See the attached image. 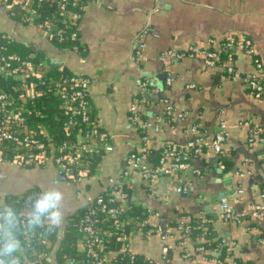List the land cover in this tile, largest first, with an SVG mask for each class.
Returning a JSON list of instances; mask_svg holds the SVG:
<instances>
[{"label": "crops", "instance_id": "obj_1", "mask_svg": "<svg viewBox=\"0 0 264 264\" xmlns=\"http://www.w3.org/2000/svg\"><path fill=\"white\" fill-rule=\"evenodd\" d=\"M0 32L41 53L49 72L65 69L89 77L91 112L110 134L113 146L102 154L94 173L83 174L75 182L52 163L22 166L0 161V193L21 196L55 180L67 192L69 216L92 204L103 191H115L121 182L129 190L130 203L143 212L156 213L153 222L171 227L166 240L141 229L130 231L131 253L158 264H219L213 260L217 258L214 249L227 240L235 243L234 251L243 260L264 264V243L260 242L264 218L248 215L237 222L220 217L224 200L239 213L248 212L256 203L264 205V141H250V127L244 124L264 130V99L255 98L246 84L255 71L253 56L245 47L236 49L234 78L221 66L207 65L199 55H186L168 65L161 59L167 51H187L191 45H207L209 39H215L218 46L231 36H246L262 61L264 74V0L89 1L78 22L76 46L58 45L35 25L16 20L8 5L0 3ZM137 39L144 43L139 60L134 57ZM134 97L145 101L138 108L151 139L150 166L158 163L165 144L186 145L194 138L210 143L222 122L223 153L208 150L192 158L200 175L161 173L154 179L131 175L123 180L127 159L140 142L141 132L131 119ZM27 99L24 96L23 102ZM169 105L173 111L168 117ZM41 131L51 136L44 126ZM184 181H191L193 192L177 190ZM182 221H200L204 227L185 236L177 227ZM63 233L64 229L50 251L42 250L47 252L49 264H58L55 252ZM79 243L84 246L82 239ZM210 243L216 247L206 251L205 245ZM200 246L204 249L193 250ZM118 252L109 255L107 264ZM34 253L27 249L28 264L37 263L38 251Z\"/></svg>", "mask_w": 264, "mask_h": 264}, {"label": "built area", "instance_id": "obj_2", "mask_svg": "<svg viewBox=\"0 0 264 264\" xmlns=\"http://www.w3.org/2000/svg\"><path fill=\"white\" fill-rule=\"evenodd\" d=\"M33 0H16L21 5L24 14L21 21L35 25L43 35L55 36L59 41L67 39L70 42L78 39L77 30L78 22L82 16L84 6L89 1L98 0H51L52 5L57 6V15L49 16V8L51 4L46 6H37ZM42 1V0H38ZM79 3V5H78ZM77 6L72 9L70 6ZM10 11L13 6L8 5ZM14 13L13 11H11ZM60 21L57 29L52 24ZM72 23H75V29ZM215 39H209L207 45L199 43L191 45L187 51H167L161 55L167 65L175 60H180L186 55H199L209 66H221L229 77L234 78L236 70L233 65V59L236 49L240 46L245 47L247 53L251 54L255 63V71L247 77V86L250 93L257 99H264V74L261 72L262 61L256 55L252 41L246 36H231L220 41L215 46ZM144 43L139 39L134 44V57L136 60L142 58V49ZM0 76L9 77L20 82L23 96L28 99L38 97L40 90L36 88L38 85H47L59 95L60 104L65 114L66 120L64 126L77 127L76 139L74 141L63 140L56 143L52 136L42 140L37 136L34 129L29 127L25 108L19 102V99L12 94L0 91V142L10 141V148L13 150L14 163L22 166L33 164L47 165L54 164L57 170L62 173L68 180L75 182L80 179L82 174L86 173L93 166L92 156L98 153L112 150L110 134L104 129L102 123L97 118L91 116V105L88 95L90 85L89 77L80 74H72L69 76L50 75L43 78L41 73L34 70V65L30 60H24L16 54H6L0 51ZM37 77V81H31L32 77ZM167 82H171L170 74H168ZM145 101L142 98L134 97L131 105V119L140 130L139 149L129 155L127 159L128 166L124 171L123 180L131 175H142L147 179H154L161 173H194L200 175L201 171L194 167L191 159L200 157L208 150H213L218 154L223 153V142L225 140V125L221 123V129L216 133L214 139L208 143H200L199 138H194L186 145L178 143L165 144L158 158V163L150 166V156L152 154L151 139L147 134V122L142 118L139 112V106ZM173 106L167 107L166 115L172 114ZM250 127V141L259 139L264 141V130L244 123ZM84 126V127H83ZM159 129V126L156 127ZM196 131V127H193ZM2 151L0 148V158L2 159ZM122 180V181H123ZM123 184L119 182L115 191L112 190L107 195L100 193L94 199L95 207L91 209L82 219L79 231L82 234L84 242L85 257L81 261L75 258H69L68 264H107L109 255L113 250L102 252L106 247L105 241L107 237H111L116 233L117 238L122 241L119 252L129 251L128 239L130 231L141 229L146 234H159L163 240L170 237L171 227L168 225L156 223L152 221V217L156 213L147 210L143 212L144 216L139 218L135 215L125 214L130 209V198L128 193L122 189ZM177 190L182 193H191L194 186L191 181L181 182ZM39 190H35L33 194L25 193V199L21 202L20 210L25 209L32 199L38 194ZM261 195L264 197V185ZM22 196V195H21ZM250 216L254 219L264 218V205L256 203L251 206L248 212L239 213L224 200L221 205L220 217L225 220H234L241 222ZM107 222H111L107 225ZM103 226H106L104 228ZM108 227H112L111 229ZM183 231L185 236L192 234L196 225L189 221H182L177 226ZM38 235L26 238L32 241V247L41 245L47 240V236L38 231ZM260 242L264 243V233L260 238ZM224 247L227 256V264H234L231 252L234 250L235 243L232 241L222 240L217 247ZM203 250L204 247H196L193 250ZM167 248L164 247V251ZM117 253V255H118ZM46 251L40 250L35 261L38 262L47 256ZM117 255L115 257H117ZM189 256V254H186ZM110 263L112 264L113 259ZM133 259V257H131ZM214 261L221 263L218 258Z\"/></svg>", "mask_w": 264, "mask_h": 264}, {"label": "trees", "instance_id": "obj_3", "mask_svg": "<svg viewBox=\"0 0 264 264\" xmlns=\"http://www.w3.org/2000/svg\"><path fill=\"white\" fill-rule=\"evenodd\" d=\"M33 3L37 4V6H46L49 3L51 4L49 8V16L55 17L57 15V6L55 3L52 5L51 0H33ZM0 3L3 5H11L12 16L16 20L21 21V17L24 14L23 10L21 9V5L16 3V0H0ZM79 5V3H78ZM72 9H76L75 6H70ZM25 25L29 23L23 22ZM54 25V29L58 28L60 21H55L52 23ZM75 29V23H72ZM78 35V30L76 31ZM49 38L61 46H67L72 44V46H76L78 43L77 41L70 42L67 39L59 41L55 36L48 35ZM0 51L9 54V53H16L24 60L32 61L34 65V70L36 72H40L43 78H48L50 75H56L57 77L60 76H69L72 75L67 72L65 69L58 70L56 72H49L47 68L42 64L44 62V56L41 53L33 52L29 45L24 43L18 42L17 40L13 39L12 37L8 36L7 34L0 32ZM37 77H32L31 81H37ZM37 89L40 90V95L35 98L27 99L23 102V91L20 86V82L18 80L11 79L9 77L0 76V91H4L6 93L12 94L19 99V102L25 106V115L27 118V122L29 127L34 129L37 133V136L47 141V135L43 131H41L42 126H44L48 133L52 136L53 140L58 143L62 142L63 140L67 141H74L76 139L77 127H69L67 129L64 126V122L66 120L65 114L62 110L60 104L59 95L56 92L48 88L47 85H37ZM91 109V107H90ZM91 116L94 119V115L91 112ZM84 127V126H83ZM11 142L10 141H3L0 142V148L3 149L2 151V160L3 161H11L13 159L14 152L10 148ZM103 153L94 154L92 156L93 166L89 169L88 172L84 173L86 175H90L94 173L95 167L98 165L101 156ZM83 175V174H82ZM124 189L130 198V193L128 188L125 185L121 186ZM35 190H30L28 193L33 194ZM103 194L107 195L110 191H103ZM25 194L22 196H7V200L13 203L18 209L22 206L21 202L24 201ZM95 204L94 202L90 205L84 206L78 209L73 214L69 215L66 219V224L64 227L63 236L58 243V248L55 252L57 263L58 264H66V260L68 258H75L77 261H81L85 257L84 246L80 245V239L83 240L82 234L79 231V226L84 218V216L91 210L94 209ZM135 215L139 218L144 216L142 208L134 203H130V209L125 211V214ZM111 222H107V225H110ZM195 224L196 222H191ZM198 228H194L192 233L198 232L200 229L204 227V224L200 221L196 223ZM195 224V225H196ZM196 225V226H197ZM106 228V226H103ZM112 228V227H108ZM42 233V236H47V240L43 241L41 245H37L34 248H31L32 241H28V250L34 255V252H39V250H47L50 251L54 247V243L57 242L58 235L47 234L43 230H38ZM49 242L51 243L50 245ZM106 247H104L101 251L108 252V251H118L122 245V241L117 238L116 233H114L111 237H107L105 241ZM31 246V247H30ZM206 251L212 250L211 248H215L213 243L206 244ZM217 253V258L221 262L220 264H227V256L228 253L226 252L225 246L219 247L214 249ZM234 264H251L250 262L243 260L241 257L236 255V252L233 250L230 254ZM133 257V259L131 258ZM49 258L46 257L42 260H39L36 264H49ZM112 264H158L152 259H148L144 256L136 255L131 253L130 251L120 252L118 253L117 257H115L112 261Z\"/></svg>", "mask_w": 264, "mask_h": 264}, {"label": "clouds", "instance_id": "obj_4", "mask_svg": "<svg viewBox=\"0 0 264 264\" xmlns=\"http://www.w3.org/2000/svg\"><path fill=\"white\" fill-rule=\"evenodd\" d=\"M67 199V192L55 180L42 185L23 210L0 193V264H28L26 238L37 236L38 230L61 233L69 214Z\"/></svg>", "mask_w": 264, "mask_h": 264}, {"label": "rangeland", "instance_id": "obj_5", "mask_svg": "<svg viewBox=\"0 0 264 264\" xmlns=\"http://www.w3.org/2000/svg\"><path fill=\"white\" fill-rule=\"evenodd\" d=\"M0 161H3V160L0 158Z\"/></svg>", "mask_w": 264, "mask_h": 264}]
</instances>
